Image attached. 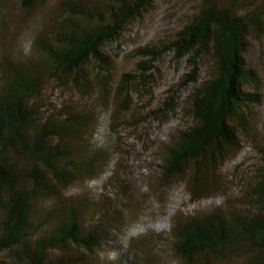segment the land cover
I'll return each mask as SVG.
<instances>
[{
	"label": "trees",
	"instance_id": "obj_1",
	"mask_svg": "<svg viewBox=\"0 0 264 264\" xmlns=\"http://www.w3.org/2000/svg\"><path fill=\"white\" fill-rule=\"evenodd\" d=\"M45 1L19 4L30 11ZM199 1V10L163 49L187 61L191 72L186 84L194 89L188 97L192 124L169 146L161 178L184 176L191 165L188 191L194 198L218 186L226 154L240 146L238 126L247 128L258 102V95L245 91L257 80L245 59L250 27L264 33L262 11L241 15L224 0ZM149 2L63 0L64 16L55 29L34 39L42 60L15 62L0 56V255L6 256L0 264H77L70 250L103 249L108 234L98 217L112 221L110 210L115 209L88 197L65 198L63 191L106 168L107 152L91 144V116L70 106L45 109L44 83L72 77L80 92H89L93 83L83 69L94 60L102 92L109 95V57L102 48ZM9 10L8 0H0V30L9 29ZM205 58L211 70L199 82ZM256 175V199L245 213L214 212L172 229L171 250L182 264H202L209 256L225 258L244 250L249 253L244 264H264V166ZM151 260L147 264H155Z\"/></svg>",
	"mask_w": 264,
	"mask_h": 264
},
{
	"label": "rangeland",
	"instance_id": "obj_2",
	"mask_svg": "<svg viewBox=\"0 0 264 264\" xmlns=\"http://www.w3.org/2000/svg\"><path fill=\"white\" fill-rule=\"evenodd\" d=\"M19 1L8 0L9 29L0 30V56L15 62L42 60L33 48L34 39L55 29L64 16L63 0H46L30 11L22 9ZM224 1L241 15L264 13V0ZM200 5L199 0H150L118 38L106 43L102 51L109 57V65L103 66L110 72L109 95L102 92L100 68L94 60L83 69L93 83L89 92H80L72 77L64 83L49 79L44 83L45 109L52 112L70 106L91 116V144L107 152L106 168L63 191L65 198L88 197L115 209L110 210L112 221L98 217L108 234L103 249L68 252L77 257V264H147L151 258L155 264H182L171 250L173 228L190 218L214 212L245 213L252 208L256 174L264 166V33L252 26L245 59L257 80L245 91L258 95V102L252 106L247 128L238 126L240 146L226 154L218 186L194 198L188 191L191 165L184 176L161 178L169 146L192 124L188 97L194 89L186 84L191 72L187 61L176 60L163 49ZM210 68L208 58L200 61L199 82L208 77ZM122 86L127 92H119ZM248 256L245 250L225 258L209 256L202 264H244ZM5 258L0 255V260Z\"/></svg>",
	"mask_w": 264,
	"mask_h": 264
}]
</instances>
